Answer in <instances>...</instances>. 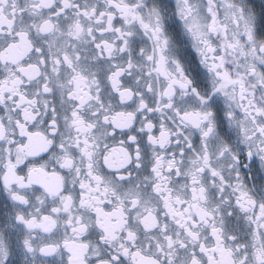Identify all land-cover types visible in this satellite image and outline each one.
Instances as JSON below:
<instances>
[{"label": "clouds", "instance_id": "obj_1", "mask_svg": "<svg viewBox=\"0 0 264 264\" xmlns=\"http://www.w3.org/2000/svg\"><path fill=\"white\" fill-rule=\"evenodd\" d=\"M32 2L8 0L4 11L7 14L12 3L24 7ZM77 2L105 14L104 37L114 47L104 67L122 66L120 87L129 91L121 100L110 82H99L97 69L85 65L77 70L88 76L85 91L91 97L82 104L70 99L74 72L66 66L58 70L50 54L45 72L51 91L40 90L33 106L36 117L24 120L7 98L0 104L5 130L0 137V236L9 249L6 256L0 253V264H68L62 243L66 238L87 245L78 250L84 264H133V252L160 264H191L194 251L201 264H208L198 245L212 247L215 241L209 224L197 215L201 210L218 227L231 213L233 230H225L222 241L230 253L226 264H264V221L258 219L264 214V0H114L119 9L113 0ZM52 3L45 16L61 0ZM109 12L112 30L107 29ZM71 16L69 11L50 18L63 26ZM34 19L39 17L27 9L17 26H30ZM79 19L85 31L96 21L95 16ZM32 33L38 46L47 49L46 38L35 29ZM37 61L38 54L31 59ZM11 67L0 63V75ZM116 112L124 115L113 124ZM17 119L39 135L30 140L22 136ZM9 162L22 181L6 187ZM42 173L49 174L47 179L59 177L61 195L72 198L69 212H64L59 196L50 197L35 183L34 176ZM81 191L88 193L83 199L91 206L80 203ZM12 192L28 203L14 201ZM96 206L122 207L129 223L104 231L96 225ZM52 207L60 212L51 234L28 233L14 220L17 212L27 216ZM173 208L196 219L198 238L176 224L170 215ZM146 215L149 224L152 215L157 218L151 230L140 223ZM77 218L86 227L72 232ZM24 238L32 241V252L23 247ZM43 244L56 245V251L42 255Z\"/></svg>", "mask_w": 264, "mask_h": 264}, {"label": "snow or ice", "instance_id": "obj_2", "mask_svg": "<svg viewBox=\"0 0 264 264\" xmlns=\"http://www.w3.org/2000/svg\"><path fill=\"white\" fill-rule=\"evenodd\" d=\"M8 0H0V63L6 66H12L8 70L7 75H0V104H3L5 99L11 100L14 104L13 111L19 109L24 120L34 119L37 115L33 111V106H37L39 102V96L41 94V89L43 94H47L51 91L49 87V78L45 72V68L49 63L50 54L55 56V64L58 66V70L63 67L70 68L74 75L72 76V91L69 92V98L75 99L79 103H84L86 99L91 97L90 91H85L89 88L88 76L82 74L78 68H82L87 65L90 69L98 70V80L100 83L110 82L111 89L117 93L121 100L125 99L124 93L129 91L128 89H122L121 85V74L124 72L122 66L111 65L109 68H105V64H110L111 54L113 51V43L111 40L104 37L105 28L102 27L104 24V13L92 9L89 11L87 8H83L77 0H61V5L49 16H45L44 10L51 9L53 7L52 0H34V2L20 7L17 3H12L9 12L6 14L4 11L5 4ZM113 4L116 8H120L119 4ZM27 9L31 10V14L34 17H39V19H34L32 24L27 27H18L17 20L20 18L22 20L25 11ZM71 11L72 16L68 18V23L66 25H59L54 23L50 16H61L65 13ZM96 17L95 25H89L85 31L84 24L81 23L79 17ZM107 29L112 30V13H108ZM32 29L40 34L42 37L46 38L47 49L38 46ZM119 32V28L115 29ZM121 43H127V40H122ZM91 49L89 52L88 50ZM38 54V61L31 62L34 55ZM95 59H91V57ZM83 57V59H82ZM163 60V57H161ZM75 62V63H74ZM198 75V73H197ZM25 81L29 84L26 85ZM32 82L35 83V88L33 89L30 85ZM26 89V90H22ZM35 91V95L31 93ZM99 91V89H98ZM100 97L98 96L97 99ZM55 111V109H53ZM73 117L77 115L76 112L72 113ZM121 112H116L112 117L113 124L117 122V118L123 116ZM105 121L108 120V115L104 116ZM74 123H79V121H73ZM16 126L20 130L22 136L29 137V140L33 135H39V133H32L26 130V125L20 120H16ZM4 127L0 123V137L4 135ZM131 139V137H130ZM21 147H25L22 145ZM8 171L5 173L4 183L7 187L12 181L21 182L22 178L16 176L15 165L11 162L6 166ZM40 171V170H35ZM30 177L33 176V171L30 170ZM54 179H47L48 173H42L40 175L34 176V181L50 196L58 197L63 205L64 212H69L72 204V198L69 195H61L63 192L62 184L58 176L52 174ZM95 179H99L96 177ZM81 188H87V185L81 184ZM88 193L81 191L80 203L89 204L90 201L83 199ZM11 198L21 204H27L25 196L18 194L16 192L11 193ZM133 204L136 201H132ZM261 209H264V204H262ZM96 216V225L108 231L110 228L122 227L123 225L129 223L126 219V213L122 207H114L110 210L104 207L96 206L94 209ZM60 212L59 208L52 207L50 210L48 208L37 209L35 214L24 215L22 212H17L14 217L16 223L22 225L26 232L28 233H43L51 234L57 228V214ZM170 215L175 219L176 224L183 229V231L190 237L198 238L197 233L193 230L196 226V219L192 217H184L183 213L176 211L174 208L171 209ZM200 219L209 224V234L213 241H215L214 246L209 247L206 243L201 242L198 245L199 253L207 257L208 264H226V257L230 254L229 250L223 247V232L225 230L232 231L231 225V213H229V219L227 222H222L223 227H218L214 221H209V213L201 210L197 214ZM149 216L141 217L140 223L143 225L145 230H151L158 223L156 216H151V224L147 223ZM259 220L264 221V214L258 217ZM189 221L191 224H189ZM255 222V221H254ZM68 224L72 225V219L68 220ZM86 225L77 218L76 225L71 227L72 232H80L85 229ZM264 227V224H261ZM129 238L134 236V233L128 232ZM168 240L169 249L173 247L172 237H166ZM63 248L67 253L68 264H84L83 253L78 254V250L86 248V244L78 243L75 239L66 238L62 241ZM181 247H186V245L181 241ZM23 247L28 251L32 252V241L29 238L23 239ZM56 245L54 244H43L39 248V252L42 255H48L56 251ZM8 243L0 236V253L5 256L8 254ZM127 249H125V254H127ZM133 264H160L158 259L151 256H144L138 252H133ZM139 257V259H136ZM219 257V259H218ZM114 260L120 259L117 256L113 257ZM171 264V262H170ZM191 264H201L199 256L196 252H193L191 257Z\"/></svg>", "mask_w": 264, "mask_h": 264}]
</instances>
